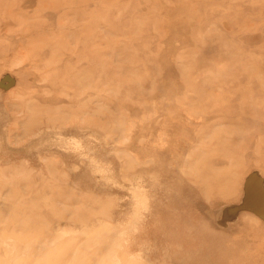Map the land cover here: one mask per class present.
<instances>
[{
    "label": "rangeland",
    "instance_id": "obj_1",
    "mask_svg": "<svg viewBox=\"0 0 264 264\" xmlns=\"http://www.w3.org/2000/svg\"><path fill=\"white\" fill-rule=\"evenodd\" d=\"M0 264H264V0H0Z\"/></svg>",
    "mask_w": 264,
    "mask_h": 264
}]
</instances>
